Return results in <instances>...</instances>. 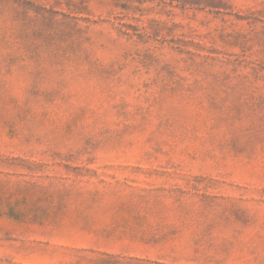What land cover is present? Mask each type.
Wrapping results in <instances>:
<instances>
[{
  "label": "rangeland",
  "instance_id": "1",
  "mask_svg": "<svg viewBox=\"0 0 264 264\" xmlns=\"http://www.w3.org/2000/svg\"><path fill=\"white\" fill-rule=\"evenodd\" d=\"M0 264H264V0H0Z\"/></svg>",
  "mask_w": 264,
  "mask_h": 264
}]
</instances>
